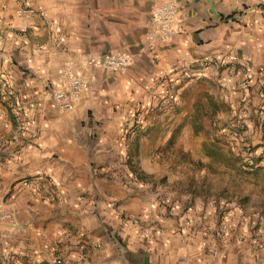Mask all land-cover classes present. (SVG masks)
Here are the masks:
<instances>
[{"label": "clouds", "instance_id": "clouds-1", "mask_svg": "<svg viewBox=\"0 0 264 264\" xmlns=\"http://www.w3.org/2000/svg\"><path fill=\"white\" fill-rule=\"evenodd\" d=\"M262 89L264 0H0V264H264V186L198 151L264 154Z\"/></svg>", "mask_w": 264, "mask_h": 264}, {"label": "crops", "instance_id": "crops-1", "mask_svg": "<svg viewBox=\"0 0 264 264\" xmlns=\"http://www.w3.org/2000/svg\"><path fill=\"white\" fill-rule=\"evenodd\" d=\"M187 79L191 80L192 77L189 76V77H187ZM205 79L206 78L201 77V78H199L198 82L190 84L188 89H185L183 92H178L179 102L172 111L173 112H179L180 101L181 100L184 101L186 97L206 95V94L212 95L210 90H209V87L202 86ZM183 83H184V80H181L179 82V84L176 85L177 89H179L183 85ZM249 91L252 92L253 89L250 88ZM262 92H264V89H262ZM260 94L261 93H257V95H260ZM11 99L14 100V97H12ZM0 103H2L5 107L8 106V102L5 101L3 99V97H0ZM184 106L191 109L190 123H191L193 129L196 131L202 130L204 123H205V121L203 119L204 116L196 115V111L197 110L200 111L201 108H203V107L199 106V105H191V104H188L185 102H184ZM261 112L264 113V108L261 109ZM9 113L11 115V109H9ZM12 119H13V123H15V117L14 116H12ZM184 123H185V121L183 119H178L176 116H171V115L165 116L164 119H162L160 122V131L163 134V133H166L168 130H171L174 128L178 130L179 126L183 125ZM138 127H139V125L136 124L133 126L132 129L128 130V133L125 136V140H127L128 137L131 135V132L136 130ZM220 140H221V138L217 137L215 142H212V143L206 145L203 148V150H198L199 154L206 156V154L211 153L212 156L215 158L213 160V163L215 165H217L218 170H220L219 166L223 165V170H226L230 173L233 172V170H236L239 172V168H238L239 165L237 164L238 157L236 156V153H234V154L230 153L229 154L228 158H230L229 159L230 164L227 165L225 163V160L227 159V155H224V153L222 152ZM249 146L252 148V151H255L256 147H264V141H262L260 145H257V146L249 145ZM178 159L185 160L186 162L190 163L193 168L196 167V165L198 164L197 160H199V159L188 160L187 157H185V158L184 157H178ZM246 161L249 162L248 164H255V167L254 168L253 167L248 168V170L245 171V174L246 173H253V175H251V176H256V177L261 176L262 179L264 180V175L260 174L262 172V170H264V154H262L259 157H252ZM258 165H260L261 167H258ZM93 167H95V165H93ZM240 171H242L241 168H240ZM246 176L249 177V175H246ZM29 179H31V177H29ZM145 264H148V262L145 261Z\"/></svg>", "mask_w": 264, "mask_h": 264}, {"label": "rangeland", "instance_id": "rangeland-1", "mask_svg": "<svg viewBox=\"0 0 264 264\" xmlns=\"http://www.w3.org/2000/svg\"><path fill=\"white\" fill-rule=\"evenodd\" d=\"M185 103L191 104V105H199L202 106L203 108H201L200 111H196V115H200V116H213L214 113L218 110V108L220 107V105L217 104L215 98L212 95L206 94V95H199V96H189L186 97L184 100ZM212 127L214 131H218V128L216 126L215 121L213 120L212 123ZM221 142V148H222V152L224 153V155H227V159L225 160V163L228 165L230 164L229 162V154L232 153L234 154V152L231 150V146H230V142L229 140L225 137L223 139L220 140ZM223 145H227V148H225ZM248 151L252 152V148L249 146L248 147ZM211 155V153L206 154V156ZM185 158V157H184ZM197 163L200 164L202 163L201 160H197ZM213 163V162H212ZM248 161H242L240 158L237 159V164L239 165V172L236 170H233V172H228L226 170H224V172L226 173H230L229 174V180L233 183H239L241 182V180H251L253 181V183L255 184L256 181H259L260 183L256 186H264V180L262 179L261 176L256 177V176H246L245 175V171L248 170V168L251 167H255V164H248ZM197 164V165H198ZM214 164V163H213ZM240 168L242 169V171H240ZM246 168V169H245ZM218 170V169H217ZM261 215L264 216V212H261Z\"/></svg>", "mask_w": 264, "mask_h": 264}, {"label": "built area", "instance_id": "built-area-1", "mask_svg": "<svg viewBox=\"0 0 264 264\" xmlns=\"http://www.w3.org/2000/svg\"><path fill=\"white\" fill-rule=\"evenodd\" d=\"M178 97H179V94H178ZM178 102H179V99H178L177 101H175L174 103L177 105V104H178ZM159 107H160V106L158 105V106H157V109H156V110H157V112H159ZM149 115H151V113H149Z\"/></svg>", "mask_w": 264, "mask_h": 264}]
</instances>
